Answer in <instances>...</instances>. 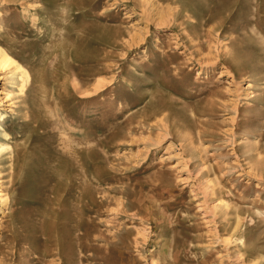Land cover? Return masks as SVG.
Wrapping results in <instances>:
<instances>
[{
	"label": "rangeland",
	"instance_id": "rangeland-1",
	"mask_svg": "<svg viewBox=\"0 0 264 264\" xmlns=\"http://www.w3.org/2000/svg\"><path fill=\"white\" fill-rule=\"evenodd\" d=\"M0 50V264H264V0H0Z\"/></svg>",
	"mask_w": 264,
	"mask_h": 264
},
{
	"label": "bare ground",
	"instance_id": "bare-ground-1",
	"mask_svg": "<svg viewBox=\"0 0 264 264\" xmlns=\"http://www.w3.org/2000/svg\"><path fill=\"white\" fill-rule=\"evenodd\" d=\"M156 4V3H155ZM179 9V8H178ZM174 13V12H173ZM188 13V12H187ZM172 14V13H171ZM178 15V14H177ZM165 17V16H164ZM187 17V16H186ZM169 18V17H168ZM193 18V17H192ZM162 19V18H161ZM167 20V19H166ZM165 20V21H166ZM162 21V20H161ZM164 21V20H163ZM168 23V22H167ZM179 23V22H178ZM202 23V22H201ZM191 39V38H190ZM193 39V38H192ZM235 46V45H234ZM236 47V46H235ZM236 49V48H235ZM226 51V50H225ZM232 51V50H231ZM238 52V51H237ZM231 53V52H230ZM234 53H236V52H234ZM227 54V53H226ZM237 54V53H236ZM239 54V53H238ZM241 55V54H240ZM239 55V56H240ZM227 56V55H226ZM236 56H238V55H236ZM238 56V57H239ZM229 57V56H228ZM231 57V56H230ZM233 58H234V56H232ZM231 57V58H232ZM241 58V57H240ZM241 62V61H240ZM7 63H14V61L11 59V57H9L5 52H3V51H1L0 50V65H4V64H7ZM15 68L16 69H18L19 70V74H20V77L22 78V80L24 81V82H26L27 81V79L29 78V75H28V73L25 71V70H22V68H21V66H18V65H16L15 66ZM261 87V86H260ZM5 148H7V145H5V144H3V143H0V150H3V149H5ZM30 176V175H29ZM21 187V186H20ZM20 192V191H19ZM21 194V193H20ZM74 197V196H73ZM84 197V196H83ZM89 198V197H88ZM61 199V198H60ZM77 203V202H76ZM81 204H83L82 202H81ZM82 207H83V205H82ZM85 207V206H84ZM3 211H2V209L0 208V214L2 213ZM65 212V211H64ZM82 215V214H81ZM73 216V215H72ZM64 217V216H63ZM62 218V217H61ZM1 219V218H0ZM79 219V218H78ZM71 220H73V219H71ZM80 220V219H79ZM62 221L64 222V219H62ZM62 224V223H61ZM49 226V225H48ZM50 227H52V225H50ZM62 227H63V225H62ZM47 228V227H46ZM40 229V228H39ZM39 229H38V231H39ZM61 229H63V228H61ZM41 230V229H40ZM48 231V230H47ZM49 231H52V230H50L49 229ZM62 231V230H61ZM56 232H59V231H56ZM67 232V231H66ZM49 234V236H50V233L51 232H48ZM62 233H65V231H62ZM15 234V233H14ZM37 234V233H36ZM52 234H53V232H52ZM40 235V234H39ZM63 234H61V236H62ZM53 236V235H52ZM13 237V236H12ZM48 237V236H47ZM56 237V236H55ZM59 237H60V235H59ZM38 238V237H37ZM40 238V237H39ZM50 238V237H49ZM76 238V237H75ZM74 238V239H75ZM51 239V238H50ZM49 239V240H50ZM7 242V241H6ZM10 243V242H9ZM14 245V244H13ZM12 245V246H13ZM59 247V246H58ZM105 248V247H104ZM54 250V249H53ZM61 250H62V248H61ZM67 250V249H66ZM108 250V249H107ZM64 252H65V250H63ZM62 252V251H61ZM66 255H68V250H67V253H66ZM91 255V254H90ZM55 256V255H54ZM64 257H65V255H63ZM86 256V255H85ZM38 259V258H37ZM63 259H66V258H63ZM80 260V259H79ZM61 261V260H60ZM66 261V262H65ZM63 260V264H65V263H67V259L66 260ZM65 262V263H64ZM98 263V262H97Z\"/></svg>",
	"mask_w": 264,
	"mask_h": 264
}]
</instances>
